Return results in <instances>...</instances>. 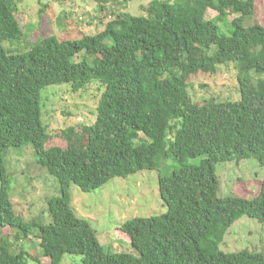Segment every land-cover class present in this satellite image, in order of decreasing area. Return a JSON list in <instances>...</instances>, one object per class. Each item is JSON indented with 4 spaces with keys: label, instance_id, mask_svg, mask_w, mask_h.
I'll return each mask as SVG.
<instances>
[{
    "label": "trees",
    "instance_id": "16d2710c",
    "mask_svg": "<svg viewBox=\"0 0 264 264\" xmlns=\"http://www.w3.org/2000/svg\"><path fill=\"white\" fill-rule=\"evenodd\" d=\"M93 1L113 17L104 31L33 42L16 18L21 0H0V264H61L66 255L82 264H264V252L221 249L243 217L264 224V179L253 197L242 179L241 195L220 197L216 174L218 164L252 159L264 170L262 3L152 0L137 17L128 12L131 0ZM209 11L217 16L208 19ZM231 65L239 100L193 102V76ZM66 84L74 93L98 85L96 121L63 129L56 136L65 146H50L43 93ZM27 145L58 186L47 198V225L25 222L11 197L7 157ZM160 157L176 162L159 175L167 212L117 229L116 241L134 253L107 250L75 213L71 187L95 192L113 179L156 171ZM196 158L204 159L189 163Z\"/></svg>",
    "mask_w": 264,
    "mask_h": 264
},
{
    "label": "rangeland",
    "instance_id": "374dc122",
    "mask_svg": "<svg viewBox=\"0 0 264 264\" xmlns=\"http://www.w3.org/2000/svg\"><path fill=\"white\" fill-rule=\"evenodd\" d=\"M151 1L131 0L128 12L137 17L146 16L145 8ZM259 2L262 4L256 20L264 24V0ZM216 16L214 11L207 14L208 19ZM16 18L33 42L50 36H56L60 41H74L85 35H97L113 19L106 18L100 5L93 0H21ZM235 18L236 16H232L229 20ZM221 27L224 32L230 33L224 29L223 24ZM191 84L193 89L190 90V96L195 103L211 97L233 101L240 99V83L232 65L222 67L214 75L193 76ZM98 90V85L93 84L84 92L74 93L71 86L66 84L52 86L43 93L45 101L42 100V107L43 104L45 106L42 119L53 136L50 146H65L56 136L63 129L95 123L96 107L101 93ZM203 159H191L189 163L198 165ZM157 162L156 171H143L127 179H113L95 192L84 193L76 186L71 187L75 213L89 222L99 242L107 250L134 253L129 244L121 245L116 241L117 229L128 219L151 218L167 212L159 193V175L168 166H175L176 162L172 158L164 157H160ZM6 169L11 182L15 212L25 222H39L42 219L46 225L50 224L46 202L47 198L58 195V186L47 170L37 164L32 146L11 150ZM216 174L220 181V197L242 193L245 187L238 185L239 179L245 181L248 196L253 197L258 192L259 181L264 179V170L254 159L218 164ZM229 232L221 245L224 252H264V224L243 217ZM13 234L15 233L12 231L10 236ZM31 238L36 240L33 235ZM25 248L30 250L32 244ZM28 264L37 263L29 260ZM61 264H82V258L66 255Z\"/></svg>",
    "mask_w": 264,
    "mask_h": 264
}]
</instances>
